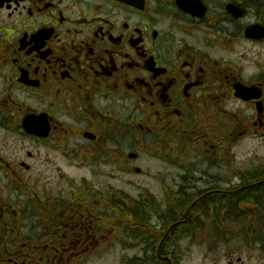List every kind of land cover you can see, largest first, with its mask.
<instances>
[{
    "label": "flooded vegetation",
    "instance_id": "obj_1",
    "mask_svg": "<svg viewBox=\"0 0 264 264\" xmlns=\"http://www.w3.org/2000/svg\"><path fill=\"white\" fill-rule=\"evenodd\" d=\"M263 136L264 0H0V264H77L123 230L85 176L45 187L44 150L80 173L165 172L161 221L173 192H202L175 210L166 249L262 238L263 203L237 224L221 198L264 191L260 146L237 158Z\"/></svg>",
    "mask_w": 264,
    "mask_h": 264
},
{
    "label": "rangeland",
    "instance_id": "obj_2",
    "mask_svg": "<svg viewBox=\"0 0 264 264\" xmlns=\"http://www.w3.org/2000/svg\"><path fill=\"white\" fill-rule=\"evenodd\" d=\"M257 145L260 148L256 152L253 163H264V136L252 138L242 143L237 151L238 162L241 161L242 157H248L249 150ZM44 156V159L36 160V168L38 172L41 171L43 173L45 178L44 185L49 191L54 192L56 186H59L56 189L60 188V186L64 187V184L66 182L69 183L73 178L78 179L85 176L89 183L94 184L97 188L102 187L104 193L107 191L108 193L122 191L132 197H139V199H149V197L147 198L148 195L155 197L154 199H165L166 193L159 188V184L165 183L168 179L163 171L159 170L157 173H152V175L146 177L135 172H131L132 174L114 172L111 168H106L108 173L102 175L98 172L93 174L88 172L80 173L72 169L66 161L63 164L58 155L48 150H44ZM148 165L150 164L148 163ZM186 193L183 192L182 194L187 195ZM202 197L194 203H198ZM180 206L182 205L180 204ZM261 208L264 210V202ZM242 210L244 214L240 213L241 210L239 211L240 214H236L237 223L245 220L247 216L244 215L247 213L249 216V213H253L251 209L245 207ZM256 211L254 210L255 213ZM115 235L117 236L115 241L112 240L113 235L109 236L110 247L105 254L84 256L82 260L77 257V264H121L123 260H130L129 258L136 259L129 264H160L157 261L158 257L153 256L155 251L153 252L152 249L148 250V247L142 242L130 238L125 232L115 233ZM253 237L254 239L249 241L244 236L237 235L236 238L225 242V245H222L219 251L216 250V254H214L213 249H208L213 245L211 238L207 241V246L204 245L203 240L197 239L198 237L191 239L184 237L182 240L179 238L173 240V243L179 245L177 246L178 249H175L174 253H171L172 255L170 254V264H229L228 260H232L233 264H264V237L258 238L256 234ZM229 244L233 251L226 255L224 249ZM158 260L160 262V259Z\"/></svg>",
    "mask_w": 264,
    "mask_h": 264
},
{
    "label": "trees",
    "instance_id": "obj_3",
    "mask_svg": "<svg viewBox=\"0 0 264 264\" xmlns=\"http://www.w3.org/2000/svg\"><path fill=\"white\" fill-rule=\"evenodd\" d=\"M262 178H264V174L262 175L261 179ZM258 180L259 179H256L255 176L253 177L254 185L257 184L256 181ZM246 191L236 192V197L234 196V193L224 195L222 196L221 203H237L235 206V208H237L238 203H243L244 198L241 197ZM256 191L252 190L246 192L245 196L248 195V202H260L261 200H264V191H258V194ZM193 198L194 195L191 194H178L177 199L169 202L168 206L170 211L165 216L166 219H164V221L159 220L155 215H153V213L156 212V203L153 199H133L122 193L111 196L108 201L109 203H113L114 206L117 207L123 214L122 231L127 233L130 238L136 239L146 245L151 246L153 252L155 251L153 256L158 257V263L170 264V256H167V254H171V252H169L168 248L166 249L167 245L165 243H169V239L164 237V240H162L163 232L167 229L171 222L175 221L174 215L177 213L176 211L179 210V208L182 207L183 210L189 209ZM180 204L182 206H180ZM155 226L158 227V230H156ZM146 230L151 231L152 233L154 232L155 236L152 238L149 234H143ZM170 242H172V240ZM157 243H159L161 247L160 249L155 250L154 247ZM158 259H160V262ZM134 260H127L125 264H129Z\"/></svg>",
    "mask_w": 264,
    "mask_h": 264
},
{
    "label": "bare ground",
    "instance_id": "obj_4",
    "mask_svg": "<svg viewBox=\"0 0 264 264\" xmlns=\"http://www.w3.org/2000/svg\"><path fill=\"white\" fill-rule=\"evenodd\" d=\"M164 219H166V217H164V218L162 219V221H164ZM163 223H164V222H163ZM143 234H146V235L149 234L152 238L155 236V233H154V232L152 233L151 231H147V230L144 231Z\"/></svg>",
    "mask_w": 264,
    "mask_h": 264
}]
</instances>
